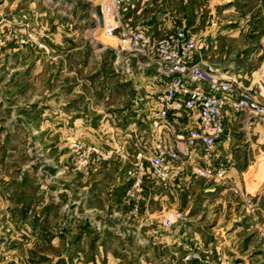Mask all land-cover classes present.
Returning a JSON list of instances; mask_svg holds the SVG:
<instances>
[{"label": "rangeland", "instance_id": "1", "mask_svg": "<svg viewBox=\"0 0 264 264\" xmlns=\"http://www.w3.org/2000/svg\"><path fill=\"white\" fill-rule=\"evenodd\" d=\"M67 1L0 0V264H61L68 211L131 210V160L154 140L163 78L104 32L100 0L73 15ZM216 4L218 24L194 27L208 30L206 59L248 82L264 65V0ZM232 131L212 150L236 166L232 180L145 179L142 208L181 214L165 230L180 231L179 253H151L158 264H264V122ZM249 168L253 193L233 182Z\"/></svg>", "mask_w": 264, "mask_h": 264}, {"label": "built area", "instance_id": "2", "mask_svg": "<svg viewBox=\"0 0 264 264\" xmlns=\"http://www.w3.org/2000/svg\"><path fill=\"white\" fill-rule=\"evenodd\" d=\"M128 3L100 0L104 32L128 50L129 56H139L143 66L152 67L165 84L150 123L154 140L134 153L128 170L131 187L127 196L132 202L131 212L137 216L149 176L164 185L175 184L184 176L228 181L225 163L214 160L212 150L225 136L232 114H242L244 130L264 122V65L245 84L239 75L222 73L208 63L207 29L193 32L177 27L154 37L124 22L122 9ZM96 152L110 157L116 151ZM85 158L86 166L89 154ZM180 215L174 210L164 212L162 224L170 228Z\"/></svg>", "mask_w": 264, "mask_h": 264}, {"label": "crops", "instance_id": "3", "mask_svg": "<svg viewBox=\"0 0 264 264\" xmlns=\"http://www.w3.org/2000/svg\"><path fill=\"white\" fill-rule=\"evenodd\" d=\"M49 1L48 7L51 9H56L58 5H62L59 0ZM72 1L63 4L62 10L65 14L70 13L73 15L75 11H84L86 5H90L93 11L97 5V0ZM218 1L129 0V3L122 9V16L127 24L144 29L154 37H159L167 30L174 29L173 26H181L192 30L196 26L208 25L212 22L218 24L214 5L215 3L218 5L220 1L224 3L228 0ZM192 31L197 32L196 29ZM228 73L232 74L233 71L229 70ZM239 76L241 77V75ZM242 80L245 84H248L245 79L242 78ZM241 118L242 114H232L228 118L226 134L218 145L222 143L225 145L230 141L231 131L235 125L241 123ZM256 133L259 134L257 131ZM259 137H261L260 134ZM199 151L202 153V150ZM218 155L215 158L220 159ZM215 158L214 160H216ZM216 161L222 162L223 160ZM226 167L228 177L232 180V176L237 174L236 166L227 164ZM249 170L250 168L246 172H242V180L235 179L233 182L239 186L244 184L246 190L253 193L248 188H252V190L256 188H253L245 177ZM110 197V200L114 197H118L116 200L120 199L119 196H113L112 193H110ZM132 215L131 210L125 212L122 209H85L75 214L68 211L67 219H62L67 242L61 256V264H158L159 258H151V253H159L170 245L174 250L172 252L174 255L179 253L176 250L178 249V243L181 242V236L177 235L180 232L177 230L178 228L172 236H169L166 235L165 230L172 227L167 228L164 225L151 226L155 221H161V217L159 215L160 218H157L156 211L147 207L141 208L140 219H134ZM125 219L131 220L132 225L125 224ZM144 220L146 221L143 222ZM92 231L99 235L96 237L91 236ZM70 247H72V250ZM76 247L79 249L78 251L74 250ZM80 247L84 249L81 250Z\"/></svg>", "mask_w": 264, "mask_h": 264}, {"label": "bare ground", "instance_id": "4", "mask_svg": "<svg viewBox=\"0 0 264 264\" xmlns=\"http://www.w3.org/2000/svg\"><path fill=\"white\" fill-rule=\"evenodd\" d=\"M106 44H107V43H106ZM106 44H105V45H106Z\"/></svg>", "mask_w": 264, "mask_h": 264}]
</instances>
